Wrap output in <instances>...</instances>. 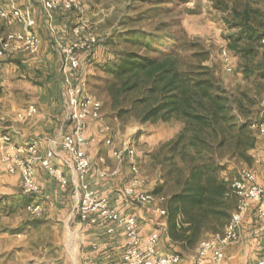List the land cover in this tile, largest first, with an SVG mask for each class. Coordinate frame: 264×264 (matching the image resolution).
<instances>
[{
	"label": "rangeland",
	"instance_id": "obj_1",
	"mask_svg": "<svg viewBox=\"0 0 264 264\" xmlns=\"http://www.w3.org/2000/svg\"><path fill=\"white\" fill-rule=\"evenodd\" d=\"M83 12L68 14L62 9L45 11L41 0H0V11L7 12L8 18L0 16V39L11 30L22 31L23 25L11 19L13 7L28 13L36 19L35 30L40 35L42 44L39 52L28 54L24 50L11 52L3 60L0 71V135L8 131L11 125L16 126L12 136L16 144H22L45 132L57 136L69 132L68 110L62 94L61 84V51L59 44L76 43L77 37L73 28L88 20V29L82 35L94 33L99 42L92 48L81 51L82 72L89 91L103 103V122L110 126L113 146L122 148L130 145L136 150L137 163L140 165L143 186L151 185L158 180L160 172L151 164L150 153L159 149L166 140L174 137L181 127L177 121L146 122L141 124L134 116L120 119L107 99L105 85L111 79L104 71L105 62L114 57L112 46L104 47L113 33H123L126 28L153 30L160 22L166 23L161 34L180 37L182 43L197 41L211 51L209 65L215 64L228 89L244 86L237 71V59L230 53L231 70L222 61L221 53L226 45V36L232 29L224 22L222 12L213 7V0H81ZM255 6L264 7V0H254ZM144 13V14H143ZM146 14V15H145ZM230 15V13H228ZM147 18L138 21V18ZM171 38V37H170ZM159 49L166 50L171 40H156ZM121 47V46H120ZM35 105L37 112L21 123L15 119L19 110ZM255 117L264 116V100L254 107ZM96 124V123H95ZM95 124H92L93 127ZM49 129V130H48ZM24 134L21 136L20 134ZM48 135V134H47ZM260 151L250 150V162L223 160L226 164L225 176H231L239 170L250 167L261 171L259 155L264 154V138ZM99 158L95 167L111 166L110 148L102 139L99 144ZM7 150L0 136V264H84L82 251L74 253L72 242H69L74 222L60 216L53 205L46 202L43 196L44 210L40 215H30L26 205L33 199L22 192L19 172L9 173L2 161ZM58 153L60 152L57 148ZM259 154V155H258ZM62 171L68 172L70 159L63 157L59 165ZM120 176L116 180V193L127 184L131 177L128 159L120 165ZM54 180H52L53 182ZM101 194L103 182L98 183ZM155 187V186H154ZM69 187L67 188V190ZM67 190L55 194L57 197ZM62 196V195H61ZM77 220V219H76ZM207 235L205 238L209 237ZM195 249V248H194ZM186 252L194 254L192 250Z\"/></svg>",
	"mask_w": 264,
	"mask_h": 264
},
{
	"label": "trees",
	"instance_id": "obj_2",
	"mask_svg": "<svg viewBox=\"0 0 264 264\" xmlns=\"http://www.w3.org/2000/svg\"><path fill=\"white\" fill-rule=\"evenodd\" d=\"M253 3L213 0L233 31L225 46L244 83L236 89L226 88L217 66L208 63L211 51L201 43L161 34L164 22L149 31L113 32L100 44L114 49L103 71L111 76L105 91L118 118L181 123L176 135L149 155L160 172L153 194L166 198V232L180 256L229 223L236 197L227 195L223 160L250 162L257 142L251 124L264 120L254 112L264 100V7ZM162 38L172 42L166 50L156 45Z\"/></svg>",
	"mask_w": 264,
	"mask_h": 264
},
{
	"label": "built area",
	"instance_id": "obj_3",
	"mask_svg": "<svg viewBox=\"0 0 264 264\" xmlns=\"http://www.w3.org/2000/svg\"><path fill=\"white\" fill-rule=\"evenodd\" d=\"M41 1L44 10L48 12L58 9L66 12H83L81 0ZM0 16L8 18L9 15L1 10ZM10 17L23 25V30H11L0 39V71L2 70V62L9 53L24 50L36 54L42 44L41 37L35 30V18L28 13L24 14L16 7H13ZM81 18L82 22L72 30L77 37L76 43L59 44L62 54L60 64L62 94L68 110L69 132L47 137L49 147L43 153L40 152L41 139L29 140L24 145L18 146L12 136L14 126L11 125L8 131L0 135L1 141L7 146L2 161L9 173L19 172L23 194L33 197L26 205V210L30 215L37 216L44 210V205L39 197L41 187L36 178L37 168L38 166L44 168L55 178L61 188H67L68 179L56 165L57 147L67 151L76 174V182L74 183L77 200L74 210L75 216L80 222L92 226H104L108 234H114L117 228L122 229L126 236V244L122 249L120 264H180L181 256L179 254H164L161 251L158 232L143 237L139 231L138 216L134 213L120 211L115 205L113 206L107 196L98 193L92 184L93 173L99 180H107L119 173L118 168L111 170L94 168L92 165L87 149L93 139H90L86 132L92 124L96 123L98 124V132L104 136V142L111 150L110 155L118 163H122L125 157L129 161L131 177L121 190L122 199L129 204L137 202L141 205L153 200V194L142 189L144 182L141 177L140 165L137 163L136 150L130 145H124L122 148L113 146L111 128L103 122V103L89 91L88 84H86L79 54L81 51H86L98 44L99 38L94 33L82 35L83 30L88 29V20L85 17ZM260 43L264 50V33ZM221 57L227 66V70H231V55L227 47L223 48ZM36 112V106L29 105L28 108L18 111L15 119L26 122ZM251 128L259 137H264V120L253 122ZM258 162L264 168V156H260ZM259 176L260 171L250 167L244 168L242 171L239 170L234 175L225 176V180L229 184L227 195L236 197V207L232 211L231 219L222 233L210 235V237L199 242L197 251L188 264H205L208 259L213 264H220L224 259L226 247L242 241V225L249 210H253L257 225L252 236L253 238H260L264 245V182L260 181ZM160 198L161 201L166 199L165 197ZM157 211L159 215L166 216L164 208H159ZM251 264H264V257Z\"/></svg>",
	"mask_w": 264,
	"mask_h": 264
},
{
	"label": "crops",
	"instance_id": "obj_4",
	"mask_svg": "<svg viewBox=\"0 0 264 264\" xmlns=\"http://www.w3.org/2000/svg\"><path fill=\"white\" fill-rule=\"evenodd\" d=\"M31 54V53H28ZM35 55V54H34ZM62 79V76H61ZM20 111V110H19ZM17 120V119H16ZM23 123V122H21ZM16 126H14V130ZM49 130V129H48ZM19 133V132H18ZM20 134V133H19ZM45 136L38 135L36 138L31 139H41L40 142V152L45 153L46 149L49 147V143L47 141V137H54L48 132L44 133ZM48 134V135H47ZM87 136L90 139H93V142L88 147V152L91 157L92 165L94 168L96 161L99 158V142L103 139L104 136L98 132V124H95L86 132ZM24 136V134H20ZM262 138V137H259ZM264 138V137H263ZM30 140V139H29ZM25 141L22 144H17L18 146L24 145ZM262 142L259 139L256 142V147L253 151H260L262 148ZM60 151L58 153V157L56 159V165L60 168V164L63 160V157L67 156L70 159V168L71 170L68 172H64V175L68 179V187L61 188L55 178L49 174L47 170L38 166L37 172V182L41 187L40 199L44 196L46 202L50 205H53V209L57 210V213L66 218L68 221H73V231H71V236L69 237V242H72V247L74 245L76 248H73L72 251L74 253L82 251L81 257L83 258L84 264H120L122 249L126 244V236L123 233L121 228H117L114 234H108L104 226H92L84 222H80L78 218H76L74 210L77 204L76 196H75V182H76V174L74 172V168L71 162V157L67 151L61 150L60 147H57ZM259 155V154H258ZM259 156H264L259 155ZM112 165H106L104 167L106 169L113 170L114 168H118L119 171L123 167H121V163L112 157L109 154ZM99 168V167H98ZM61 169V168H60ZM62 170V169H61ZM130 170V169H129ZM131 173V171H130ZM20 176V175H19ZM120 173L109 178L107 180H99L96 179L95 173H93L91 177L92 184L94 188L97 190L98 183L103 182V187H101V195H105L111 200L113 206L115 205L120 211L126 213H134L138 216L139 225H140V233L143 237H148L151 233L158 232L160 234V245L159 248L161 251L166 253H176L180 251L178 245L171 241L168 236L167 229V216L163 217L159 215L157 209L164 208V201H161L160 195H154L153 190L158 184L157 179L151 183V185L143 186L142 189L144 191H149L153 194V200L148 202L145 205H141L137 202H131V204L126 203L124 199H122V195L116 193V180L119 178ZM259 179L261 182H264V168L260 171ZM52 180H54L52 182ZM126 185V184H125ZM123 185V187L125 186ZM155 186V187H154ZM123 187L120 189L122 190ZM61 193V190H67L64 194L56 196L55 190ZM42 202V201H41ZM44 205V202H42ZM77 219V220H76ZM255 216L253 210H249L247 216L244 219L242 225V236L243 239L240 243L229 245L226 247L224 253V259L220 264H251L257 259L264 257V245L260 238L254 237L253 233L256 230ZM210 237V236H209ZM198 246V245H197ZM197 246L193 251L194 254H189L186 251L182 253L181 263L180 264H188L191 258L195 255L197 251ZM80 250V251H79ZM205 264H213L211 260H206Z\"/></svg>",
	"mask_w": 264,
	"mask_h": 264
}]
</instances>
